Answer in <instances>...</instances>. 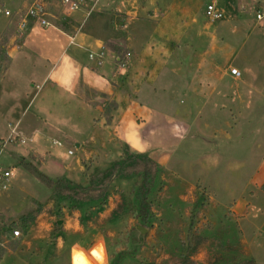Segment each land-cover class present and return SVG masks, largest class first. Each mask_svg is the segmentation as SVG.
I'll list each match as a JSON object with an SVG mask.
<instances>
[{
    "label": "rangeland",
    "instance_id": "374dc122",
    "mask_svg": "<svg viewBox=\"0 0 264 264\" xmlns=\"http://www.w3.org/2000/svg\"><path fill=\"white\" fill-rule=\"evenodd\" d=\"M21 2L0 5V48H7L18 30L16 14L4 12L16 13L12 10ZM233 6L247 7L237 1ZM242 24L240 50L233 44L237 39L226 36L223 43L219 36L207 59L193 61L191 45L184 43L188 50L177 58L175 75L165 69L155 85L124 87L118 107L107 97L98 98L105 107L97 110L72 101L48 106L43 98L46 116L58 123L50 135L61 146L52 145L50 137L42 167L37 156H20L34 144L29 127L48 85L39 80L27 90V67L19 73L14 66L0 80V113L7 114L0 118V139L19 126L25 144L18 139L0 144V173L13 171L8 189L0 192V264H77L78 259L84 264H264V26ZM230 51L236 55L231 63ZM5 57L0 51V78ZM88 60L96 64L97 58ZM233 66L240 78L225 77L223 70ZM18 91L28 96L16 99L12 94ZM95 95L88 93V99ZM79 138L90 142L87 149L75 147ZM125 152L146 154L160 168L147 195L150 222L143 236L135 230L142 225L134 212L141 180L129 177L134 168H111ZM26 165L84 191L48 189ZM108 169L109 177L102 179ZM59 195L94 202L71 210L68 201H57ZM100 195L104 206H98Z\"/></svg>",
    "mask_w": 264,
    "mask_h": 264
},
{
    "label": "crops",
    "instance_id": "0c3cea01",
    "mask_svg": "<svg viewBox=\"0 0 264 264\" xmlns=\"http://www.w3.org/2000/svg\"><path fill=\"white\" fill-rule=\"evenodd\" d=\"M204 1L206 3L203 5ZM204 1L103 0L87 16L86 10L66 15L58 3L51 0L45 5L50 27L43 28L36 21L27 19V29L22 39L16 40L13 35L7 48L5 47L8 65L0 80L4 81L14 66L19 68V73H22L23 67H27L24 87L30 90V83L33 87L35 81L41 80V85H48V88L38 102V111L32 115L35 120L29 128L32 130L31 138L34 144L20 159H25V156L30 154L38 157L41 167L46 163L43 148L50 140V134H54L51 129L57 132L58 123H51L46 116L44 99L49 100L48 106L55 103L66 105V102L72 101L73 105L97 110L99 107H105L104 102L99 100L107 97L118 107L119 91L124 87L128 88L137 83L146 87L152 83L155 85V82L160 81V75L165 69L175 75V68L181 63L179 60L185 57L183 52L188 50L183 46L184 43L191 45L188 51L193 61L204 60L210 55L211 48L212 51L215 49L211 44L214 45L219 36L222 37L223 43L228 36H232L228 37L230 39H237L233 44H237L234 47L240 50L238 45L243 38V21L253 24L256 29L264 26L260 24L262 22L255 21V10L264 11V8H260V2L264 0ZM235 1L247 7L233 6ZM6 2L7 0H0V5ZM209 2H215L225 11L227 19L209 22L204 15L205 6ZM33 3L34 0H22L21 4L12 10L16 13L10 11L18 18L16 25H19L26 10ZM173 3H178L176 9L173 8ZM228 23L230 25L227 27ZM238 36H241L239 42ZM106 43H113L121 48L120 58L105 47ZM100 53L103 55L100 60L96 57V64L88 60L89 55ZM235 57L230 51L229 63ZM173 59L176 60L171 62ZM99 61L100 65H97ZM171 63L177 66L173 67ZM227 71L223 70L225 77L233 79ZM88 93L97 94V99L89 100ZM12 95L20 100L26 96L20 91ZM33 99L31 98V101ZM31 101L21 116L29 108ZM5 115L0 113V118L6 117ZM15 127L7 138L10 135L23 136L24 133L17 129L19 126ZM51 138L52 145L55 146L54 142L58 141ZM65 140L68 141L66 137ZM74 140L77 149H87V144L90 145V142L80 138L78 142ZM78 163L79 160L76 161V164Z\"/></svg>",
    "mask_w": 264,
    "mask_h": 264
},
{
    "label": "trees",
    "instance_id": "16d2710c",
    "mask_svg": "<svg viewBox=\"0 0 264 264\" xmlns=\"http://www.w3.org/2000/svg\"><path fill=\"white\" fill-rule=\"evenodd\" d=\"M105 47L109 49L112 53L119 56L122 52L121 48L113 43H106ZM1 52L5 55V46L0 48ZM6 58V57H5ZM8 61V60H7ZM126 153V154H125ZM123 155L120 156L117 162H114L111 165L112 170L116 171H124L125 168L132 169L134 168L135 173L131 172L129 177H134L137 180H141V183L138 184L137 194H138V201L136 200L137 205L134 207V212L136 211L135 219L137 222H139L143 227H146L148 223L150 222V217L146 214L147 206H150L151 204L148 202L147 195L151 192V190L155 187L156 182L160 178V168L153 163L151 160H149L148 156L146 154L141 153H129L125 152ZM137 167L140 168V170L137 169ZM24 169L30 173L33 177H35L41 184H43L48 189L58 188V187H65L66 189L72 190V188L77 189L79 192L84 191L83 188L78 186L77 184L67 181L65 179H56L52 180L48 178L45 174L39 172L31 165H26ZM111 170H106V172L102 175L103 178H108ZM120 174V173H119ZM121 175V174H120ZM119 175V176H120ZM100 180V182L102 181ZM162 190L161 188L158 189L160 192ZM54 193V192H53ZM141 194H144L143 197H141ZM63 195V194H62ZM62 195L57 196V201H68V205L70 206L69 209H77L82 208L83 202H91L93 203L94 200L91 198L87 201H79L76 200L73 202V200L69 197H64ZM103 195V194H102ZM100 197L97 200H100L98 206H104L106 204V200L104 197ZM1 259V258H0ZM110 264H113L112 262Z\"/></svg>",
    "mask_w": 264,
    "mask_h": 264
},
{
    "label": "built area",
    "instance_id": "2783aa9c",
    "mask_svg": "<svg viewBox=\"0 0 264 264\" xmlns=\"http://www.w3.org/2000/svg\"><path fill=\"white\" fill-rule=\"evenodd\" d=\"M49 0H34L33 5H31L25 13V16L21 18L20 23L18 25L17 30V36L15 37L16 40H21L22 36L24 34V31L27 29V19H31L36 21L41 27L48 28L51 26V24L47 21V12H46V3ZM60 8L62 9L63 13L66 15H70L76 12H79L81 10H86V15L88 16L91 11L94 10L96 5L101 0H56ZM11 15L10 11H5L4 16L9 17ZM205 18L213 23V22H219L227 19L226 12L223 11L215 2H209L205 6L204 10ZM264 20V13H261L258 10H255V21L256 22H262ZM102 53L97 55H89L90 59H93L94 57H97L99 60L102 57ZM97 65H100V61L97 63ZM230 75L233 78H240V72L233 68L229 71ZM16 139H18V143L20 145L25 144V140L21 137L9 136L7 140L0 139V144L3 141V146L7 143H13ZM56 146H61L60 143L54 142ZM68 154L71 155L72 153L68 151ZM13 176L12 170H5L2 173H0V192L2 190H6L9 187V180ZM14 235H18V232L15 231Z\"/></svg>",
    "mask_w": 264,
    "mask_h": 264
},
{
    "label": "water",
    "instance_id": "95a60500",
    "mask_svg": "<svg viewBox=\"0 0 264 264\" xmlns=\"http://www.w3.org/2000/svg\"><path fill=\"white\" fill-rule=\"evenodd\" d=\"M135 230L141 235L143 236V234L146 232L145 228L140 226V225H136L135 226Z\"/></svg>",
    "mask_w": 264,
    "mask_h": 264
},
{
    "label": "clouds",
    "instance_id": "9594fccd",
    "mask_svg": "<svg viewBox=\"0 0 264 264\" xmlns=\"http://www.w3.org/2000/svg\"><path fill=\"white\" fill-rule=\"evenodd\" d=\"M77 264H84V262L82 260L78 259Z\"/></svg>",
    "mask_w": 264,
    "mask_h": 264
},
{
    "label": "snow or ice",
    "instance_id": "6c2138e0",
    "mask_svg": "<svg viewBox=\"0 0 264 264\" xmlns=\"http://www.w3.org/2000/svg\"><path fill=\"white\" fill-rule=\"evenodd\" d=\"M93 255H96V253L94 252Z\"/></svg>",
    "mask_w": 264,
    "mask_h": 264
}]
</instances>
